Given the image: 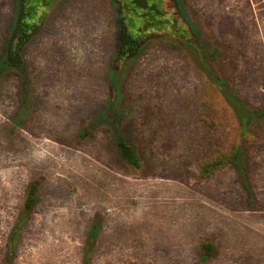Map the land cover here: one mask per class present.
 <instances>
[{
  "label": "rangeland",
  "instance_id": "rangeland-1",
  "mask_svg": "<svg viewBox=\"0 0 264 264\" xmlns=\"http://www.w3.org/2000/svg\"><path fill=\"white\" fill-rule=\"evenodd\" d=\"M130 4L0 0V264H264V0Z\"/></svg>",
  "mask_w": 264,
  "mask_h": 264
},
{
  "label": "trees",
  "instance_id": "trees-1",
  "mask_svg": "<svg viewBox=\"0 0 264 264\" xmlns=\"http://www.w3.org/2000/svg\"><path fill=\"white\" fill-rule=\"evenodd\" d=\"M129 1L131 2L130 5L132 7H134L137 10L140 9V11L144 12L143 16H141L143 18H146L149 15L150 9L152 10L150 4L151 0H129ZM27 15L28 12L20 17L21 34H19L17 38L16 49H20V47L23 46L24 43H26L27 38H29L30 36V33L33 32V28L30 29L29 28L30 26L27 24L28 22L24 20V18H26ZM124 23H122L121 35H120L121 47L123 48L122 50L124 51V54H129V52L133 49L132 53L135 54L143 43L142 39H140L138 35H134L133 33H131V31L127 29L126 27L127 25ZM17 53L18 52L16 53L11 52L10 56L18 55ZM19 61L21 62V60ZM222 89H224L223 91H225V88ZM225 95L227 97V100L235 108V110L239 114V117L242 120L253 119L256 116L257 112L247 108L246 105L243 102H241L242 100L239 96L230 94L229 92H225ZM263 114L264 112H260V115ZM120 147H121L123 159L131 165H137L138 159L136 158L135 149L124 141L120 143Z\"/></svg>",
  "mask_w": 264,
  "mask_h": 264
}]
</instances>
